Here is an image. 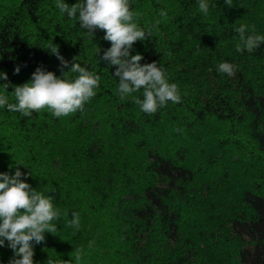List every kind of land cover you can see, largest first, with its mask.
I'll return each mask as SVG.
<instances>
[{
  "label": "trees",
  "instance_id": "obj_1",
  "mask_svg": "<svg viewBox=\"0 0 264 264\" xmlns=\"http://www.w3.org/2000/svg\"><path fill=\"white\" fill-rule=\"evenodd\" d=\"M55 3L0 0V85L29 82L37 67L60 77L52 43L69 67L78 56L101 77L67 117L0 108V173H32L25 182L61 212L57 232L33 242L34 261H69L82 248L80 264H264V44L237 52L234 31L246 24L264 35V0H207V15L198 0H133L141 27L161 23L132 55L159 62L182 98L151 115L133 102L143 89L121 100L115 66L97 62L111 47L104 31L87 35ZM222 62L234 76L218 72ZM13 90L0 87L10 103ZM73 212L79 230L67 226ZM12 256L5 241L0 264Z\"/></svg>",
  "mask_w": 264,
  "mask_h": 264
},
{
  "label": "clouds",
  "instance_id": "obj_2",
  "mask_svg": "<svg viewBox=\"0 0 264 264\" xmlns=\"http://www.w3.org/2000/svg\"><path fill=\"white\" fill-rule=\"evenodd\" d=\"M225 4L232 6V0H225ZM133 0H78L69 6L64 0H56L55 8L61 14H66L71 20H78L80 28L94 38L97 29L104 31V40L109 41L111 47L104 50L98 63L101 61L115 66L114 76L119 78L118 95L121 100H126L133 93L143 89V99L132 97L133 102L146 114H155L169 101L173 104L182 102L178 85L170 83L165 68L159 62L141 64L142 55H132L133 45L137 41H144L152 37L153 32L159 31L161 20L141 27L138 21L141 14L133 10ZM200 12L207 15L209 4L207 0H198ZM160 17L167 18L168 13L161 10ZM238 34L236 51L243 53L254 52L264 44V35L255 34V26L251 32L246 24L235 27ZM52 54L60 61L62 75L57 77L52 71L37 67L32 73L29 82L22 85L4 83L0 85L5 92L13 87L11 93L15 102L10 103L7 95L0 93V108L7 107L9 112H19L25 117L39 113L47 108L54 117H67L77 111H83L84 105L96 95L100 86V75L89 71L76 62L78 56L72 58L71 66L59 52V46H48ZM99 49V48H98ZM170 55V53H169ZM64 69H69L67 72ZM218 72L229 77L235 75V65L222 62L218 65ZM20 72L17 66L14 74ZM69 73H77L74 79L68 77ZM0 79L8 80L4 72H0ZM177 132L182 129H176ZM17 165H22L17 163ZM11 167V166H10ZM28 175L22 173L19 167L14 175L0 173V247H9L13 256L8 264H37L33 242L40 244L45 241V233L57 232V225L52 223L59 220L61 212L54 204V196L45 195L25 182ZM24 177V179H22ZM68 227L79 230V213L73 212ZM95 241H89L88 247H93ZM82 248H76L70 253L71 260L48 259L47 264H80Z\"/></svg>",
  "mask_w": 264,
  "mask_h": 264
}]
</instances>
